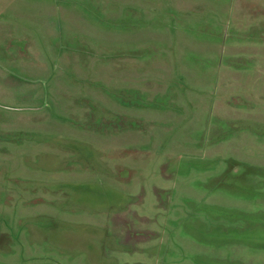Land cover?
Returning <instances> with one entry per match:
<instances>
[{"label": "rangeland", "instance_id": "374dc122", "mask_svg": "<svg viewBox=\"0 0 264 264\" xmlns=\"http://www.w3.org/2000/svg\"><path fill=\"white\" fill-rule=\"evenodd\" d=\"M250 255L264 0H0V264Z\"/></svg>", "mask_w": 264, "mask_h": 264}, {"label": "crops", "instance_id": "0c3cea01", "mask_svg": "<svg viewBox=\"0 0 264 264\" xmlns=\"http://www.w3.org/2000/svg\"><path fill=\"white\" fill-rule=\"evenodd\" d=\"M136 69H135V79H136V84H138V82L140 81V80H142V77H143V73L141 74V73H139V70H138V65H136V67H135ZM126 73H128L127 72V70L124 72V75L126 74ZM123 75V76H124ZM125 83H126V86H127V84H129L130 82L133 84V82H134V77H132L131 75H126V77H124V80H123ZM138 87V85L136 86V89H138L137 88ZM253 255H250V256H248V260H243L242 258H239L238 257V259L236 258V257H233L232 258V263H235V262H239L240 264L241 263H243V264H258V262L260 263V264H264V258H257L256 259V257H252Z\"/></svg>", "mask_w": 264, "mask_h": 264}]
</instances>
